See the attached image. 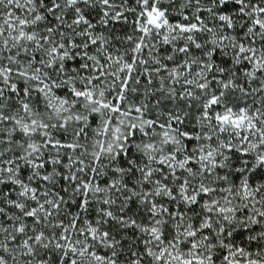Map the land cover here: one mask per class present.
<instances>
[{"label":"snow or ice","instance_id":"1","mask_svg":"<svg viewBox=\"0 0 264 264\" xmlns=\"http://www.w3.org/2000/svg\"><path fill=\"white\" fill-rule=\"evenodd\" d=\"M0 264H264V0H0Z\"/></svg>","mask_w":264,"mask_h":264}]
</instances>
